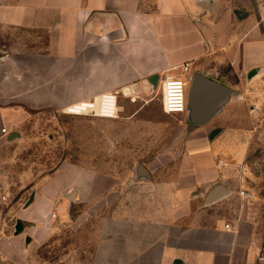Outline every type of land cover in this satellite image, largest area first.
Returning a JSON list of instances; mask_svg holds the SVG:
<instances>
[{"label":"crops","instance_id":"0c3cea01","mask_svg":"<svg viewBox=\"0 0 264 264\" xmlns=\"http://www.w3.org/2000/svg\"><path fill=\"white\" fill-rule=\"evenodd\" d=\"M253 19L216 0H0V144L21 141L47 111L73 132L107 120L95 134L77 130L100 151L63 160L48 184L66 201L100 205L91 264H264V112L241 94L242 77L264 71L263 19ZM195 73L238 96L192 127L186 113L164 112L162 81L190 85ZM111 92L117 119L64 112ZM138 165L149 180L135 179ZM216 185L228 193L207 204Z\"/></svg>","mask_w":264,"mask_h":264},{"label":"rangeland","instance_id":"374dc122","mask_svg":"<svg viewBox=\"0 0 264 264\" xmlns=\"http://www.w3.org/2000/svg\"><path fill=\"white\" fill-rule=\"evenodd\" d=\"M216 1L221 8L250 12L255 24L261 17L264 25V0ZM257 27L258 35H263L261 26ZM242 85L243 103L248 108L258 105L264 112V71L251 80L244 75ZM152 95L157 101L161 90L158 88ZM155 112L156 109L151 111ZM103 122L107 120L93 119L88 125H74V129L95 134ZM33 123L21 141L0 144V264H91L103 212L100 205L66 201L64 191L57 193L53 184H48L63 160L84 162L87 153L96 154L100 147L87 150L83 134L69 130L66 125L73 123L62 114L47 111ZM259 155L260 147L254 144L248 158L254 162ZM129 164L131 169L134 164ZM33 191L37 199L25 209ZM17 221L23 223L20 235L15 234ZM27 237L31 238L28 244Z\"/></svg>","mask_w":264,"mask_h":264},{"label":"water","instance_id":"95a60500","mask_svg":"<svg viewBox=\"0 0 264 264\" xmlns=\"http://www.w3.org/2000/svg\"><path fill=\"white\" fill-rule=\"evenodd\" d=\"M235 17L238 20H244L248 17V14L243 11H235ZM257 72L253 71L249 75V79L252 78ZM157 78L151 79V82L155 85ZM238 93L233 88L224 85L220 82L210 79L209 77L195 73L191 79L189 92H188V105L187 112L189 123L192 127L202 126L209 123L216 115H218L234 97H237ZM216 131L214 134H216ZM19 138L18 135L11 136L9 140ZM135 179L137 181H145L150 179L149 173L144 169L142 165H138L136 168ZM227 190L222 185H216L207 195L206 203L212 204L225 195ZM35 191H33L24 205V208H28L35 199ZM75 192L73 191L69 195V199L74 198ZM23 231V223L17 221L15 227V234L20 235ZM29 239H26V243H29Z\"/></svg>","mask_w":264,"mask_h":264},{"label":"built area","instance_id":"2783aa9c","mask_svg":"<svg viewBox=\"0 0 264 264\" xmlns=\"http://www.w3.org/2000/svg\"><path fill=\"white\" fill-rule=\"evenodd\" d=\"M188 65L184 71H188ZM189 83L181 77L169 76L162 81L163 110L168 115L185 114L188 105ZM67 115L85 116L101 119H117L119 114V94L116 92L104 93L98 100L80 102L67 107L64 111ZM6 130H3L5 133ZM221 167L220 162L217 163ZM242 195L244 193H241ZM229 229V225L226 226ZM258 261L264 263V246L260 248Z\"/></svg>","mask_w":264,"mask_h":264},{"label":"bare ground","instance_id":"6f19581e","mask_svg":"<svg viewBox=\"0 0 264 264\" xmlns=\"http://www.w3.org/2000/svg\"><path fill=\"white\" fill-rule=\"evenodd\" d=\"M98 100V99H97Z\"/></svg>","mask_w":264,"mask_h":264}]
</instances>
